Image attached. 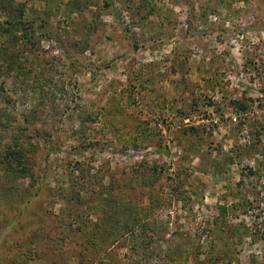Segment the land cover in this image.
Masks as SVG:
<instances>
[{
	"label": "rangeland",
	"instance_id": "obj_1",
	"mask_svg": "<svg viewBox=\"0 0 264 264\" xmlns=\"http://www.w3.org/2000/svg\"><path fill=\"white\" fill-rule=\"evenodd\" d=\"M0 264H264V0H0Z\"/></svg>",
	"mask_w": 264,
	"mask_h": 264
},
{
	"label": "trees",
	"instance_id": "obj_2",
	"mask_svg": "<svg viewBox=\"0 0 264 264\" xmlns=\"http://www.w3.org/2000/svg\"><path fill=\"white\" fill-rule=\"evenodd\" d=\"M6 157H7L9 163L13 159H17L18 161H20V156L18 155V153L16 151H12V152L8 153V156H6Z\"/></svg>",
	"mask_w": 264,
	"mask_h": 264
}]
</instances>
